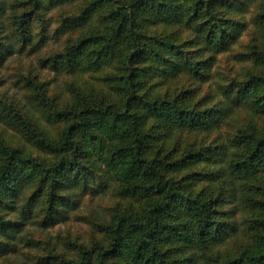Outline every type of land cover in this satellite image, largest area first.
Instances as JSON below:
<instances>
[{
  "label": "trees",
  "instance_id": "1",
  "mask_svg": "<svg viewBox=\"0 0 264 264\" xmlns=\"http://www.w3.org/2000/svg\"><path fill=\"white\" fill-rule=\"evenodd\" d=\"M32 1L36 14L44 0ZM246 5L247 0H119V6L108 19L110 33L99 40L73 41L62 53L52 57L57 69L69 71H85L91 64L99 66L105 60L110 63L113 57L117 58L116 70L122 75L108 79L112 82L110 95L92 88L87 92L76 88L73 102L59 106L46 96L44 88L37 87L39 102L47 112L46 119L64 125L52 142L46 132L37 133L34 124L16 107L0 102V118H8L32 132L33 144L41 148L48 146L54 158L50 164L38 163L39 158L24 156L20 149L7 151L6 148L0 159V208L13 202L25 184L37 180L36 192L45 194L52 211L59 191L87 177L83 160L88 157V147H92V151L104 156L106 171L114 176L120 194L136 198L143 205L138 210H116L111 221L102 226L103 239L91 246L79 247L76 259L67 264H201L197 260L198 251L216 248L225 236L236 232L227 221L224 208L229 193L254 209L260 207L264 211V203H259L256 192L242 196L240 186H235L231 178L222 180L220 190L215 193H192L189 186L193 183L185 185L170 172L174 167L198 162L203 157L215 162L216 152L223 145L211 151L205 148L208 151L203 153H189L172 163L160 157L153 143L173 130L208 129L231 107L248 105L256 114L264 113V76H251L227 88L226 95L231 97L228 101L232 102V105L227 103V109L219 105L201 108L202 101L188 105L187 91L173 98L168 91L158 89L161 82L151 80L181 70L199 74L197 66L203 63L184 56L182 43L178 44L183 28L177 26L176 32L165 40L148 38L140 29L139 17L148 11L173 26L182 22L188 29L195 26L193 41L185 42L214 48L236 37L241 25L234 16ZM253 20L261 39L253 38L252 57L264 64V4L255 12ZM28 21L24 14L16 24L23 34ZM97 41L95 51L87 53L86 47ZM120 43L126 45L122 51L116 49ZM208 63L206 60L204 67ZM233 143L236 151L229 161V169L231 177L242 180L264 163V134H259L256 125L240 128L234 134ZM4 222L0 213V236L5 234ZM248 228L251 239L241 246L239 254L224 261L217 258L215 264H264V219Z\"/></svg>",
  "mask_w": 264,
  "mask_h": 264
},
{
  "label": "rangeland",
  "instance_id": "2",
  "mask_svg": "<svg viewBox=\"0 0 264 264\" xmlns=\"http://www.w3.org/2000/svg\"><path fill=\"white\" fill-rule=\"evenodd\" d=\"M262 3L264 0H247L244 10L234 16L241 25L236 37L228 44L214 48H206L203 43L192 46V42H185L193 41L195 26L188 29L185 22L173 26L160 20L156 13L147 11L141 14L140 29L148 38L165 40L176 32L177 26L183 28L178 44L182 43L184 56L203 63L197 66L199 74L181 70L173 75H159L151 82H161L158 89L168 91L173 98L187 91L188 105L202 101L201 108L219 105L227 109V103L232 105L228 101L231 97L225 92L227 88L251 76H264V64L252 57L255 51L253 38L261 39L253 18L255 12L263 7ZM0 4V102L16 107L34 124L37 133L39 130L46 132L52 142L64 125L54 122V119H46L47 112L39 102L37 87L44 88L46 96L59 106L73 102V89L76 88L83 92L92 88L105 95L112 93V82L108 79L122 75L116 70L117 58L113 57L110 63L105 60L98 71L95 69L99 66L93 64H87L85 71H69L57 69L52 57L62 53L73 41L99 40L110 33L108 19L112 10L119 6V0H44L36 14L32 0H0ZM24 14L29 21L23 34L16 24ZM97 44L99 41L87 46L85 51H95ZM125 47V43H120L116 49L122 51ZM197 52L200 54L196 56ZM206 60L209 63L204 67ZM253 125L259 134H264V113L256 114L248 105H240L231 107L208 129L173 130L170 135L157 138L153 145L161 158L172 163L189 153H203L208 151L205 148L211 151L223 145L224 148L216 152L215 162L203 157L198 162L174 167L170 172L185 185L193 183L189 186L192 193H215L220 190L222 180L231 178L235 186H240L242 196L256 192L259 203H264V163L259 164L254 174L242 180L231 177L229 169V161L236 151L234 134L240 128ZM32 135L8 118H0V159L6 148L7 151L17 148L23 151L24 156L39 158L38 163L53 162L52 149L34 145ZM92 149L88 147V157L83 160L87 177L65 191H59L52 211L45 194L36 192L37 180L25 184L13 202L0 208L5 221V236H0V264H67L76 259L79 247L91 246L103 239L102 226L111 221L116 210L123 212L142 207V201L120 194L114 176L106 171L104 156ZM232 195L229 193L224 208L228 213L227 221L236 228V232H230L216 248L198 251L197 260L201 264H215L217 258L224 261L238 255L241 246L251 239L248 227L264 219V211L260 207L254 209Z\"/></svg>",
  "mask_w": 264,
  "mask_h": 264
}]
</instances>
